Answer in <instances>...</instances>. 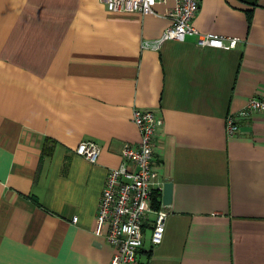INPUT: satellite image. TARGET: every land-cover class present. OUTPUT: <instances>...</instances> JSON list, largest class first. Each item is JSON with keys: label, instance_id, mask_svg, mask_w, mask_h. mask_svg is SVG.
Here are the masks:
<instances>
[{"label": "crops", "instance_id": "crops-1", "mask_svg": "<svg viewBox=\"0 0 264 264\" xmlns=\"http://www.w3.org/2000/svg\"><path fill=\"white\" fill-rule=\"evenodd\" d=\"M172 5L0 0V264L109 263L98 202L124 143L140 140L135 108L163 119L155 178L173 184L163 240L150 243L151 214L140 264H264V114L225 130L264 98V0H201L193 26L235 48L195 35L143 48ZM84 140L100 146L95 163L75 152Z\"/></svg>", "mask_w": 264, "mask_h": 264}, {"label": "built area", "instance_id": "built-area-1", "mask_svg": "<svg viewBox=\"0 0 264 264\" xmlns=\"http://www.w3.org/2000/svg\"><path fill=\"white\" fill-rule=\"evenodd\" d=\"M100 1L110 12L141 14L154 12L157 4L173 2L172 7L165 13L170 25L160 38L144 41L142 47L145 49L158 50L163 42L183 41L186 35L197 36L195 44L199 48L229 50L235 48L239 41L237 38L218 34L200 33L193 26L201 0ZM255 112L264 114V98H249L235 116L227 117V136L231 137L240 132L237 124L239 118H246ZM131 120L138 128L140 140L134 145L124 143L120 151L122 162L118 168L108 171L98 202L96 230L114 250L108 264H140L139 253L144 245L145 222L151 214L154 215L150 243L156 246L163 240L165 224L170 214L168 205L162 203L164 182L155 178V148L163 119L154 110L135 108ZM75 152L88 162L95 163L100 146L95 141L84 140L78 144ZM156 198L157 205L154 202ZM77 220L74 217L72 222L76 223Z\"/></svg>", "mask_w": 264, "mask_h": 264}, {"label": "water", "instance_id": "water-1", "mask_svg": "<svg viewBox=\"0 0 264 264\" xmlns=\"http://www.w3.org/2000/svg\"><path fill=\"white\" fill-rule=\"evenodd\" d=\"M173 184L171 181L163 183L162 203L163 205H170L172 201Z\"/></svg>", "mask_w": 264, "mask_h": 264}, {"label": "trees", "instance_id": "trees-1", "mask_svg": "<svg viewBox=\"0 0 264 264\" xmlns=\"http://www.w3.org/2000/svg\"><path fill=\"white\" fill-rule=\"evenodd\" d=\"M158 196V195H157ZM159 198V197H158ZM158 198H156V200H154V202H155V205H157L158 204ZM157 201V202H156Z\"/></svg>", "mask_w": 264, "mask_h": 264}]
</instances>
